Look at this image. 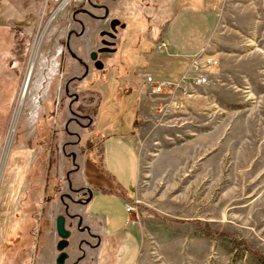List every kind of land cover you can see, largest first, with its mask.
Instances as JSON below:
<instances>
[{
    "label": "rangeland",
    "instance_id": "obj_1",
    "mask_svg": "<svg viewBox=\"0 0 264 264\" xmlns=\"http://www.w3.org/2000/svg\"><path fill=\"white\" fill-rule=\"evenodd\" d=\"M170 1L132 19L110 2L126 25L119 50L106 84L84 89L71 108L65 86L78 66L64 41L83 0L0 8L10 18L0 20V264H56L59 214L71 231L65 264H98L97 247L78 248L86 234L74 214L86 199H74L89 189L85 177L125 185L127 200L104 195L91 208L127 221L125 256L141 246L137 264H264V0H206L211 38L174 80L149 67L169 59L154 28L175 15ZM98 29L77 39L79 54ZM148 76L171 87L154 93Z\"/></svg>",
    "mask_w": 264,
    "mask_h": 264
},
{
    "label": "crops",
    "instance_id": "obj_2",
    "mask_svg": "<svg viewBox=\"0 0 264 264\" xmlns=\"http://www.w3.org/2000/svg\"><path fill=\"white\" fill-rule=\"evenodd\" d=\"M19 1L0 0V8L4 3H6L7 9L8 7L16 9L17 3H22V0L21 2ZM168 1L169 0H116L112 1V3H114L116 6L119 4H123V7L131 9L132 15L130 19H132L133 15L136 16L135 14H139L141 15V17H144V10H146L145 7L151 8L155 11V15H159L161 9L166 4L168 5ZM205 2L206 0H171L169 4H171V8L174 11L175 15L165 23L156 24L157 26L154 28V31L159 32H157V35H159L160 38L165 39V41L168 40L167 57L169 59L166 60L158 58L156 59V62L151 61V64L149 65V67L152 68V70L156 73L157 76H159L160 79L165 78L174 80L178 78L180 73L186 67L189 57L201 51L203 48H206L212 34V21L209 14L205 10ZM112 3L109 4V7L111 9L113 8ZM180 14L182 15L181 17H179ZM1 17L2 19L7 18V22L8 19H10L6 12L5 14H3V16H1L0 11V20ZM159 26L162 27L159 28ZM189 28L192 30H189ZM198 37L199 41L196 42L195 40ZM159 66L165 67L167 69V72H159ZM155 70H157L158 73ZM165 73L167 74V76H165ZM99 85L100 84H95L94 87H100ZM135 154L137 158L138 173L139 160L136 150ZM100 166H102L101 163ZM100 171L104 172L103 168H101ZM85 180V184L88 185L89 189L91 190V198L87 203L82 204L78 212L75 213L82 216L85 223L91 228V230L99 234L101 237L100 244L97 246V257L94 260L95 263L137 264L141 246L134 257L133 255L128 257L125 256L127 253L129 240L128 233L129 230H131L130 226L127 225V221L118 224V222L115 220L113 212H102L99 211V209L93 210L91 208L96 199L99 197L101 198V196L104 195H109L110 197H114L116 199H119V196H121L123 202L124 199L127 200L128 192L125 185L120 181H105L106 184H101L95 182L94 179L90 180L87 177H85ZM110 184H112L113 187L109 186ZM102 185L103 187H101ZM102 259L104 261H102Z\"/></svg>",
    "mask_w": 264,
    "mask_h": 264
},
{
    "label": "flooded vegetation",
    "instance_id": "obj_3",
    "mask_svg": "<svg viewBox=\"0 0 264 264\" xmlns=\"http://www.w3.org/2000/svg\"><path fill=\"white\" fill-rule=\"evenodd\" d=\"M112 1L116 0H83L82 3L78 4L73 9L70 16V23L73 27L66 33L64 47L68 55L78 66L77 74H73L69 77L68 83L65 86V93L70 98V108L71 105L83 99V96L80 97L79 94H84V89L92 90L95 84H104L106 82V75L104 73L106 70V63L110 60L111 54L119 50L117 45V29H124L126 25L125 22L113 16V11L109 7V3ZM86 6H88L90 10L89 8L87 9ZM81 16H86L87 19L83 20ZM113 20H119V23L115 24L114 30H112L111 25ZM101 24H105V26L100 27ZM98 27L96 41L90 40V49H88L85 56L79 54L83 49L81 48L83 43L82 41H77V39L87 30L92 29L96 31ZM110 32L115 34L114 37L110 35ZM95 43H97V45H95ZM75 82H85L86 87L81 88L79 93L69 92V86L79 89V87L75 85ZM74 115L86 119V116L82 113H74ZM75 121L78 123L76 118ZM78 189L79 190H77L75 194L82 195L79 196L80 198L74 199V201L80 204V202L82 203L83 200L89 196V189L84 187ZM65 208V210L68 211V207L66 206ZM74 215L76 219L75 225H80L79 229L86 234L85 238L80 239L78 248L81 249V245H85L90 249L96 248L100 244V235L93 232L88 225L83 224L80 215ZM81 254L85 256L86 252L83 250Z\"/></svg>",
    "mask_w": 264,
    "mask_h": 264
},
{
    "label": "water",
    "instance_id": "obj_4",
    "mask_svg": "<svg viewBox=\"0 0 264 264\" xmlns=\"http://www.w3.org/2000/svg\"><path fill=\"white\" fill-rule=\"evenodd\" d=\"M119 23V20H113L112 21V30L115 29V24ZM110 35L112 37H114V33L110 32ZM91 198V190L89 189V196L86 198V200L84 201V203H87L89 201V199ZM66 217L64 214H59L56 217V233L59 237V240L57 241L56 244V249L58 251V254L56 256L55 259V263L56 264H65V261L68 259L69 255L66 251V248L69 245V240L68 238L71 235V231L69 229L66 228Z\"/></svg>",
    "mask_w": 264,
    "mask_h": 264
},
{
    "label": "built area",
    "instance_id": "obj_5",
    "mask_svg": "<svg viewBox=\"0 0 264 264\" xmlns=\"http://www.w3.org/2000/svg\"><path fill=\"white\" fill-rule=\"evenodd\" d=\"M207 59H209V58H207ZM184 78H188L187 76H185ZM206 76H204L203 74H197L194 78H193V81L195 82V83H198V84H200V83H203V82H206ZM147 81L148 82H150V83H152L153 84V89H152V91L154 92V93H158V92H161V90H162V88L163 87H171V83H164V82H162V83H158L157 85H155L153 82H154V80L150 77V76H148V78H147ZM126 209H127V211L129 212V211H131L132 210V207H131V205H129V204H127L126 205Z\"/></svg>",
    "mask_w": 264,
    "mask_h": 264
},
{
    "label": "bare ground",
    "instance_id": "obj_6",
    "mask_svg": "<svg viewBox=\"0 0 264 264\" xmlns=\"http://www.w3.org/2000/svg\"><path fill=\"white\" fill-rule=\"evenodd\" d=\"M25 92H26V90H25ZM13 124H15V123H13ZM14 128H15V126L13 125V127H12V131H11V135H12V133H13V131H14Z\"/></svg>",
    "mask_w": 264,
    "mask_h": 264
}]
</instances>
